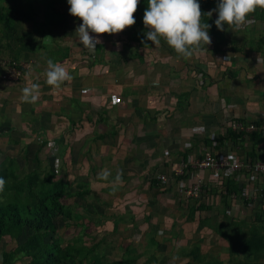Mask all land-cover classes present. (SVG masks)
Masks as SVG:
<instances>
[{
	"label": "crops",
	"instance_id": "obj_1",
	"mask_svg": "<svg viewBox=\"0 0 264 264\" xmlns=\"http://www.w3.org/2000/svg\"><path fill=\"white\" fill-rule=\"evenodd\" d=\"M255 22L258 26L250 30L252 36L237 38L229 31L223 51L214 53L207 48L189 59L174 50L165 52L164 47L155 54L129 37L127 48L136 46L144 52H126L118 60L126 65L120 64L113 72H108L110 61H103L97 51L91 53L94 64L87 65V50L74 42L56 40L73 23H62L45 34L39 31L38 39L31 32L28 42L33 49L42 46L44 52V47L59 46L69 53L58 61L47 50L41 60L27 61L35 69L30 68L26 80L40 85L41 96L35 104L21 100L27 85L0 81V149L18 156L11 151L21 153L27 146L29 160L34 155L36 162L39 151L44 155L49 150L43 147L46 140L57 138L51 153L55 150L54 158L59 157L62 176L71 180L73 191L83 186L92 191L84 199L69 198L68 202L96 223L99 217L104 225L108 220L103 232L96 227L100 223H91L83 232V243L89 246L98 240L96 233L106 232L108 245L103 242L97 250L104 254L112 249L111 255L106 254L108 259L131 257L132 264H162L163 255L167 264H244L237 241L236 249L230 251L231 234L236 232L239 240L246 238L255 211L224 198L211 185L199 198H186L180 184L193 181L191 163L201 156L204 146H210L205 140L207 132L225 136L231 119L264 121V22ZM232 44L241 50L231 51ZM49 59L61 63L72 76L59 90L46 83ZM98 63L96 70L93 66ZM104 65L109 67L105 75ZM92 67L95 72L88 76ZM27 134L40 140L32 141ZM247 138L237 143L225 137L222 147L251 156L252 143ZM257 150L264 151V144ZM104 169L111 172L108 181L98 179ZM118 170L122 183L114 186ZM161 175L169 178L167 184L159 181ZM96 212V218L90 216ZM160 243L167 245L161 256L155 253ZM247 260V264H264V256L250 255Z\"/></svg>",
	"mask_w": 264,
	"mask_h": 264
},
{
	"label": "trees",
	"instance_id": "obj_2",
	"mask_svg": "<svg viewBox=\"0 0 264 264\" xmlns=\"http://www.w3.org/2000/svg\"><path fill=\"white\" fill-rule=\"evenodd\" d=\"M2 1L6 2L7 5L2 3L0 6V27L2 29L0 34V61L9 60L20 62V58L24 51L27 50V48L29 50L33 49L31 47L32 45H30L32 42H28L31 38L30 33L25 31L20 32L17 27L18 21H22L26 18L30 20L34 19L36 22L38 21V23L43 24L45 27H41L40 32L42 34L47 33V31L52 30L53 27L59 26L62 23L81 22L80 19L70 14L68 10L70 9V5L67 0H49L44 10L43 20L35 16L36 13L34 10V12L32 11L34 14L33 16L32 13L26 12V14H24V11H21L23 18H15V14L20 12V10L18 11V8H16L17 0ZM34 1L35 0H25L24 2L32 3ZM58 1H62L63 5L68 7L67 10L63 11L65 14L55 7ZM198 2L204 14L202 22L210 25L209 35L212 43L208 46V49L214 53H220L223 51V47L227 45L226 41L229 40V31H227L226 26L224 31H220L215 25L218 0H198ZM4 7H6L7 12L4 11ZM48 7L52 11H49ZM147 7L148 0H140L137 13L135 14V27L133 26L134 29L131 28L129 30L131 33L130 40L137 42L138 46L143 47L150 44L154 45L151 41L147 40L146 33L149 29H147L143 23L144 12ZM209 12L212 13V16L207 15ZM66 17H68V19H66ZM249 18L253 21L260 20L264 22V9L257 8L256 12ZM111 37L112 35L106 34L104 40H111ZM2 40H5V42H2ZM161 40L168 50H173L163 39ZM44 49L46 51L48 50L46 47H44ZM204 49H207V46H204ZM242 49L245 51V46L242 45ZM230 50L239 52L241 49L232 44L230 45ZM49 51L54 54L53 57L57 58L58 61L66 57L69 53L68 48H61L59 46L56 49H52L51 47ZM4 56H9L10 59H4ZM74 59L75 58L71 59L68 57L69 61H73ZM27 63L29 68L23 69L19 81H4L1 78L0 81L13 83L18 86L27 85L29 82L26 80V75L29 74L27 72L30 68L35 69L29 62ZM91 64H94V60ZM5 71L6 67L0 64V75ZM225 137L232 138V140H235L237 143L242 142L244 140L242 139L243 137H248L247 139L252 143V149L248 152L251 157L258 158L262 155V152L260 153V150L258 151L257 149L260 145L264 144V132L253 131L242 134L232 133V131L229 130L228 134L225 136L218 137L221 144H224L225 139L223 138ZM205 140H207L208 145H212L211 140ZM55 142L57 143V138H55ZM46 146H49L48 141L43 145L44 149ZM42 151L43 150L39 151L36 157L38 166H35L28 172H24L19 168L16 157L7 155L3 160H0V178L6 181L4 191L0 192V242L7 231L18 241V243L9 250L0 249V264H13L22 258H26V264H132L134 260L131 259V257L112 260L108 259L102 252L100 253V251L97 250L103 242L108 245L107 240L109 236L105 234L106 232L102 233V235L96 233L95 237H98V240L92 242L89 246L84 245L83 232L85 229L88 228L91 223L96 225L99 222L102 224L103 221L99 217L96 223L93 218L82 215L77 211L78 208H75L76 205L73 206L68 202V199H84L85 196L92 194V191L89 188L85 189L84 186L81 188L76 187L77 190L73 191L71 180L64 179L62 176L63 172L60 170L61 166H59L58 169L54 168L55 165L52 162L54 158L53 160L49 158L52 165L49 163L43 166L41 160ZM0 153L6 155L1 149ZM20 154L24 156L26 161H29V148L27 146L23 147ZM227 182V190L226 193L223 194V197L226 199L229 198L231 202L240 201L246 206L247 201L244 200L243 197L240 196L235 200L231 198V194L237 193L239 190L236 181L230 179ZM203 206L206 207L205 204ZM252 210L255 211L256 216L252 223V227L247 226V228H249V233L246 235V238L239 240L240 236H235L236 232L231 234L234 240L232 238V248L230 251L233 252V250L236 249L238 242L240 246L238 252H242V256L244 260H246L244 264H247V259L250 255L257 259L264 256V200L261 203L257 202L256 207ZM116 226L117 221L115 223V227ZM78 227H82L83 231L79 233L74 232V234L68 237L63 235L64 232H60L62 230L65 231V229H77ZM116 229L117 227L112 232V235L116 233ZM113 239L114 237L112 241ZM128 250L129 248H127V251Z\"/></svg>",
	"mask_w": 264,
	"mask_h": 264
},
{
	"label": "clouds",
	"instance_id": "obj_3",
	"mask_svg": "<svg viewBox=\"0 0 264 264\" xmlns=\"http://www.w3.org/2000/svg\"><path fill=\"white\" fill-rule=\"evenodd\" d=\"M70 14L82 21L76 29L82 45L90 51H95L101 41L94 38L104 34L122 33L136 24L140 0H67ZM257 8L264 9V0H218L217 19L215 25L220 31L231 28L240 31L250 26L254 21L249 17ZM207 15L212 16L209 12ZM204 14L198 0H148L144 12L143 23L149 31L147 40L159 46L163 39L178 55L185 59L204 50L211 45L209 35L210 25L203 23ZM259 63H261L259 57ZM46 83L54 90H59L65 82H70L72 76L61 63L47 61L45 72ZM41 96L40 85L29 79L22 89L21 100L24 103L35 104ZM111 172L108 169L98 173V179L108 181ZM6 181L0 178V192L4 191ZM113 185L122 183V171L118 170Z\"/></svg>",
	"mask_w": 264,
	"mask_h": 264
},
{
	"label": "built area",
	"instance_id": "obj_4",
	"mask_svg": "<svg viewBox=\"0 0 264 264\" xmlns=\"http://www.w3.org/2000/svg\"><path fill=\"white\" fill-rule=\"evenodd\" d=\"M0 64L6 67V71L0 75L4 81L16 82L22 76L23 69H28L26 62L0 61ZM227 130L232 133H249L253 131L264 132L263 122H248L240 119L229 120L226 124ZM204 131L201 129L200 133ZM30 135V137H29ZM25 135L32 141L40 140V137ZM216 132H207L206 139L211 140L212 145L204 146L201 156L192 163L193 181L189 185L180 184V193L186 198H199L208 185L217 189L220 194H225L227 190V181L234 180L239 184L237 193H232L231 198L237 199L243 197L247 201L246 207L254 209L256 203L264 200V151L258 158H252L248 154L241 155V152H231L223 148ZM50 149L56 148L54 137L47 139ZM179 173L181 171L179 170ZM205 173L206 177L202 174ZM183 174V173H182ZM163 184L169 182L165 175L159 177Z\"/></svg>",
	"mask_w": 264,
	"mask_h": 264
},
{
	"label": "rangeland",
	"instance_id": "obj_5",
	"mask_svg": "<svg viewBox=\"0 0 264 264\" xmlns=\"http://www.w3.org/2000/svg\"><path fill=\"white\" fill-rule=\"evenodd\" d=\"M25 0H17V4H16V8H18V11L20 10V12H17V14H15L16 16H14L15 18H23V15H22V12L21 11H24V14H26V12H28V13H32V11L34 10L35 11V16H38L41 20H43L44 19V10L46 9V7H47V5H48V1L49 0H40V1H38V0H35L34 2H32V3H26V2H24ZM5 4V5H7V3L6 2H4V1H2V0H0V6H1V4ZM55 7L59 10V11H65V10H67L68 9V7L66 6H64L63 5V2L62 1H58L56 4H55ZM1 8V7H0ZM3 9H5L4 11L5 12H7V10H6V7H4ZM2 9V10H3ZM1 10V9H0ZM48 10L49 11H52V10H50L49 9V7H48ZM69 10V9H68ZM33 11V12H34ZM12 14H13V12H12ZM63 14H65L64 12H63ZM34 14L32 13V16H33ZM64 17V16H63ZM26 18V17H25ZM66 19H68V17H66ZM251 19V18H250ZM18 22H20V23H18ZM17 22V27H18V29L20 30V32L21 31H25V32H28V33H31V32H33V37H35L36 39H38V37H36V36H42V34L39 32V31H41V27H42V24L41 23H38V21L36 22V21H34V19L33 20H30L29 18H26V19H23L22 21H18ZM32 23H34L35 25H34V31H31V26H32ZM82 24V21L81 22H78V21H76V23L75 22H73V24L72 25H70V26H68L67 28H66V31H65V35L63 34V35H59V36H61L60 38L59 37H57L56 38V40L57 41H60V42H65V43H72V42H74L76 45H80V46H82V48L84 49V50H87L88 52H89V54H87V53H85L84 54V63L85 64H87V65H90L89 63H91L93 60H94V58H93V55L91 54V53H93V52H95V51H97V53H98V55H99V57L100 58H102V60L103 61H110L109 62V65H111L110 66V70L108 71V65H104V67H102V69H103V73L104 72H110V71H114L116 68H118L119 67V65L121 64V63H119V58L121 59V58H124V55L126 54V52L127 53H129V54H131L132 52L134 53V50H136V51H142V52H144V50L143 49H141V48H137L136 46L134 47H131L130 49H128L127 48V46H128V42H130L129 41V37H131V33L129 32V30L131 29V28H133V26L131 27V28H128V29H126L125 31H123L122 33H119V34H115V35H112V37H111V40H106V42H103V39H104V37H105V35L106 34H104V35H102V36H99V37H96V34H94V33H90V35H92L94 38H98L100 41H101V43L100 44H97V46H96V49L97 50H95V51H90L89 49H87V48H85L83 45H82V43L80 42V40H79V37H78V34H76V29L80 26ZM41 25V26H40ZM255 25L256 26H258V23H252L250 26H245V28H243V29H241L240 31H233L231 28H227V31H232L233 33H234V35L237 37V38H239V36L240 37H243L244 35H246V36H252V34H251V32L252 31H250V30H253L252 28H255ZM135 27V26H134ZM227 27V26H226ZM33 29V28H32ZM134 29V28H133ZM138 29V28H137ZM1 27H0V34H1ZM39 34V35H38ZM41 34V35H40ZM48 36L45 38V40L47 39L48 40ZM116 38L118 39V42H115L116 41ZM43 39V38H42ZM229 39V38H228ZM39 41V40H38ZM2 42H5V40H2ZM43 42V41H42ZM163 41L161 40V42H160V45L159 46H155V45H148V46H146L145 48H147V49H150V50H153V52L155 53V54H159V53H161V51H162V49L161 48H165L166 50H165V52H168V48H166L165 46H164V44L162 43ZM162 43V44H161ZM136 44V43H135ZM30 45H32V43H30ZM42 49V46H40L39 48H36V49H33V50H28L21 58H20V60H21V62H26L27 63V61H29L30 63H31V59L32 60H41V58H43V54L45 53V52H47L45 49H44V52L41 50ZM126 49H128V50H126ZM48 50H49V48H48ZM86 51V52H87ZM160 51V52H159ZM151 52V51H150ZM159 52V53H158ZM169 53V52H168ZM135 54H136V52H135ZM42 56V57H41ZM33 57V58H32ZM118 58V59H117ZM4 59H10L9 58V56H4ZM122 60H124V59H122ZM124 61H122V63H123ZM126 63V62H125ZM129 64H131V63H129ZM122 66H124V65H126V64H121ZM97 66V67H96ZM94 68H96V70L98 69V67H99V63L98 64H95L94 66H93ZM91 68L90 70H89V72H88V76H90L91 75V73H93V72H95L94 71V68ZM103 75H105V73L103 74ZM18 149H16V150H14V151H11V152H13V153H15V155H18V156H11L10 154H8V153H6V155H3V154H1L0 153V160H3L4 158H5V156H7V155H9V156H11V157H16L17 158V161H18V163H19V168L21 169V170H23L24 172H28V171H30L31 169V167H35V166H38V164L35 162V160H34V158H33V156H32V158L29 160V161H26V159L24 158V156H22V155H19L20 153L17 151ZM56 150V149H55ZM55 150H53V153H51V149L49 148V150H47V153L46 154H44V155H41V160H42V163H43V166H45V165H48L49 163L52 165V163L50 162V160H49V158H51L52 160H53V158H54V152H55ZM32 154H33V151L31 152ZM53 163H54V168L56 169V168H59V166H62V164L60 165L59 164V157L58 158H54V161H52ZM61 163V162H60ZM87 201V200H86ZM93 201V200H92ZM83 204H84V201H83ZM89 206H92V204L90 203L89 204ZM93 208H95V206L93 207ZM96 209V208H95ZM133 209V208H132ZM134 210V209H133ZM90 212V211H89ZM88 212V213H89ZM93 213V212H92ZM92 213H90L91 215L90 216H93V217H97L98 215H99V213L98 212H96L95 214H92ZM108 217V216H107ZM106 218V217H105ZM102 220H104V219H102ZM107 222H108V220L106 221V225H104V224H99L98 226L96 225V227L98 228V231H100V232H103V231H105V227L107 226ZM100 223V222H99ZM76 229H74V228H71V229H65V231H60V232H64L63 233V235H65L66 237H68V236H70L71 234H74V232H77V231H75ZM61 234V233H60ZM130 234H133V232L131 231L130 232ZM15 235H16V233H15ZM14 235V236H15ZM163 238H162V237ZM160 237L163 239V240H166L165 239V237L163 236V235H161ZM86 240L88 239L87 237L85 238ZM17 240H15V237H12L10 234H9V232L7 231L6 233H5V236H3V238H2V240H1V242H0V249H5V250H9V249H11V248H13L15 245H16V243H18V241L16 242ZM139 243V242H138ZM175 243V242H174ZM174 243H173V241L172 242H170V244L169 245H171V250H172V248H173V245H174ZM163 243H160L159 244V247L157 248V250H159L158 252H156L155 251V253H157V254H160L159 256H161V254H164V252H165V250H166V248H167V245L166 244H164V247H163V245H162ZM178 248V247H177ZM177 248H174V249H177ZM163 249H165V250H163ZM173 249V250H174ZM112 249H106L105 250V252H104V256H106V254L107 255H111V251ZM179 250H177V252H178ZM174 252H175V250H174ZM110 253V254H109ZM133 253V252H132ZM166 254V253H165ZM162 257L163 258H161V260H160V262L163 264H167L168 262H166V260L164 259V256L162 255ZM142 257H140V259H139V262H141L142 261ZM13 264H26V258L25 259H20V260H17L15 263H13ZM158 264V263H157Z\"/></svg>",
	"mask_w": 264,
	"mask_h": 264
}]
</instances>
